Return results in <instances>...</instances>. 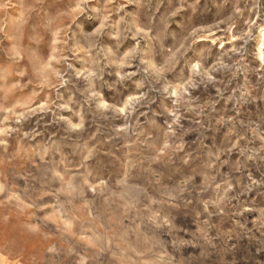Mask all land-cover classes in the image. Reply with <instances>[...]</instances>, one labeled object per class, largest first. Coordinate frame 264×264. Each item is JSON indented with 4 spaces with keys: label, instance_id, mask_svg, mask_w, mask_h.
Here are the masks:
<instances>
[{
    "label": "rangeland",
    "instance_id": "rangeland-1",
    "mask_svg": "<svg viewBox=\"0 0 264 264\" xmlns=\"http://www.w3.org/2000/svg\"><path fill=\"white\" fill-rule=\"evenodd\" d=\"M78 2L79 0H46L44 4L37 6V11H29L35 0H11L13 7L7 12L0 5V105L26 99L33 88L28 85L24 91H16L14 95L6 93L11 85H24L32 77L31 72L24 77L19 75L28 61L26 59L16 63L10 58L8 49L14 41L7 39L5 33L10 37L23 34L24 43L31 49L37 48V44L30 42L31 38L39 39L43 35L45 39L40 49L46 50L51 36L43 25L52 17L74 9ZM255 2L256 0H114L110 6H106V0H88L84 5L83 15L68 30L67 36L63 37L67 39L64 55L68 59L59 67L65 73L66 82L52 91L55 105L72 101L71 111L54 105L52 111L33 115L21 124H5V114L0 111V141L6 139L8 142L6 152L0 145V173L8 177L6 190H0V231L15 230L19 234H27L30 229H35L32 241L36 245L35 254L43 259L44 264H52L53 261L58 264H78L86 254L93 256L88 264H118L113 252L116 255L119 252L114 245L110 250L95 255L88 247V240L97 234L112 236L114 232L116 237L126 236L129 242H133L132 233L137 230V225L145 241L155 240L159 230L152 227V222L148 219L151 213L145 210L149 201L155 199L162 203L152 204V210H160L175 225V229L165 239L174 242L177 249L185 251V241L191 238L188 234L194 231L198 220L205 218L206 214H202L204 202H208L210 211L214 210L213 202L222 192L224 180L230 178L235 183L240 178L242 183L247 184L249 172L253 177L264 180V144L251 136L250 142L242 140L241 147L253 151L241 156L237 150L230 157H222V160H228L223 166L217 161L219 175L212 188L205 193L191 190L181 195L177 191V182L165 183L162 177L166 175L171 180L176 175L184 176L193 171L206 170L214 158L209 153H215L224 146L226 129L216 125L215 120H212L211 128L207 121L204 122L205 128H200L195 123H186L183 133L186 151L180 155L191 156L192 168L183 166L177 157L166 160L162 165L153 166L150 163L153 151L151 148H139L138 154L129 155L131 150L125 145L135 139L131 129L127 134H116L118 127L133 121H125L124 117L113 112L100 113L96 109L97 100H88V97L92 91H100L105 100L118 105L124 95L137 91L142 82L146 86L151 79L150 70L149 73L144 71L148 65L141 64V59L162 64L181 43L187 46L195 38L190 37L189 33L196 30V36H203L208 31H215L214 26L217 24L220 29L234 25L233 34H239L246 27L245 21L254 15L249 10ZM122 5H125L123 11H118ZM259 6L261 18L257 24L264 23V0H259ZM177 9L180 11L175 16H170ZM237 9L241 10L239 14L236 13ZM108 11L111 15L105 28L101 33L93 35L91 29ZM121 17L124 18L123 22ZM135 25L150 26L152 38L138 37L139 52L132 61L134 67L121 69L112 61L119 60L125 51L136 45V40L132 39ZM117 32L120 36L114 38ZM252 34L257 38L250 40L245 46L247 61L244 63L247 64V69L241 67L238 73V84L246 83L248 88L258 83L260 75L256 71L260 64L256 58V48L260 41L256 29H253ZM216 36L227 39V32L216 31ZM212 39L215 37L200 40L193 45V50L207 55ZM241 43L243 42H238V46ZM218 45L219 41L212 49L214 55ZM229 46L226 43L225 49ZM89 48L91 54L80 51ZM188 56L193 57V51ZM84 70L96 71L100 78L77 79V73ZM129 71L136 75L124 80L118 79L117 72ZM223 75L224 83L227 84L231 79V72ZM231 87H237V82H233ZM243 91L244 87H240L235 96L239 98ZM231 94L229 90L220 99L218 111L223 112L225 107L231 110L236 104L235 100H227V95ZM199 95L202 100L217 98L212 86L206 90L202 86ZM251 95H256V92L253 91ZM245 99H251V96L246 93ZM237 107L240 109V118L253 126L255 122L264 120V104L258 109L256 105L242 101ZM81 111L86 120L85 128L73 131L69 121L76 123L79 119L76 113ZM228 114L234 112L229 111ZM60 116L65 117V120H60ZM9 126L17 131L6 133L5 128ZM258 131L264 133V123H261ZM256 150H259L258 154ZM89 153V159L85 162L84 156ZM247 155L253 156V161L246 162ZM9 160L11 163H8ZM238 167L240 170L236 171ZM57 172L60 173L59 176L55 175ZM85 181L95 186L96 191L90 192ZM97 181L104 183L97 184ZM215 183H221V189H215ZM188 187L192 188L191 185ZM13 194H18L33 207L21 212L14 201L8 200ZM173 196L175 199L171 198ZM241 202L258 210L264 209V197L252 201L245 200L243 196L239 200L233 199L229 208L232 205L238 207ZM246 215L251 219L256 213ZM213 219L218 222L220 218ZM230 224L231 221L227 220L225 227ZM249 227L252 225L249 224ZM256 243L255 240L245 239L230 242L237 245L236 251L242 255H247L251 246ZM259 244L264 246V236H261ZM53 245L59 250V254L47 250ZM185 254L187 255V251Z\"/></svg>",
    "mask_w": 264,
    "mask_h": 264
},
{
    "label": "clouds",
    "instance_id": "clouds-1",
    "mask_svg": "<svg viewBox=\"0 0 264 264\" xmlns=\"http://www.w3.org/2000/svg\"><path fill=\"white\" fill-rule=\"evenodd\" d=\"M46 0H35V4L29 11H37V6L42 5ZM88 0H79L75 8L64 13H60L49 19L43 25L46 32L51 36L50 43L46 50H41L40 45L44 43V36L39 39L31 38L30 42L37 44L36 49H31L24 43V36L19 37L5 36L9 40H13L8 53L10 58L16 63L23 62L27 59L28 64L24 67L19 75L24 77L31 72V79L26 84L21 85L16 83L6 89L8 95H14L16 91H24L28 85H32V91L26 99L15 100L11 103L0 105V111L4 112V122H13L21 124L23 121L33 115L50 112L55 105V100L52 99V91L60 86H63L65 81V73L61 71L59 65L68 59L64 55L68 30L84 13V5ZM114 0H106V6H110ZM0 5L5 12L13 7L11 0H0ZM125 5H122L118 11H123ZM180 9L170 13V16H175ZM240 9L236 13H240ZM254 13L245 21V29L239 34H233L234 25H229L226 29H220L219 24L215 25V31H208L206 35L196 36V30L189 33L190 37H195L187 46L181 43L179 47L168 57L167 61L157 65L148 60H140L141 64H147L144 69L145 73L151 72V79L145 86L142 82L138 86V90L122 97L119 104L109 103L104 99L103 93L100 91H92L88 100L96 99V109L100 113L113 112L124 117L125 121L132 120V123H124L116 129V134H127L129 129L132 130L135 139L125 147L131 151L129 155L138 154L139 148H151L150 163L153 166L162 165L166 160L177 157L182 161L183 166L188 169L192 168L191 156L184 155L186 145L183 139V133L186 123H195L200 128H205V121L208 127H212V120H215L216 125L226 129L224 133V146L218 149L215 153H209L214 157L207 165L206 170L200 172H191L184 176L176 175L168 180L165 175L162 177L165 183L177 182L178 194H183L186 191L197 190L199 193H205L209 188L213 187V183L217 180L219 171L217 169V161L221 166L228 163L227 159L222 160V157H230L237 150L241 156H245L252 149L242 148L241 141L250 142L249 137L259 139L264 144V133L258 131L261 123L264 120L252 123L245 122L240 118V109L237 107L242 101L243 103H251L257 106L264 104V23L257 24L261 18L259 0L253 4L249 10ZM45 15H48L45 13ZM111 12L108 11L102 17L100 22L91 29L93 35H97L105 28L109 20ZM121 22L124 18L121 17ZM65 20L68 23L65 24ZM223 23V21H222ZM253 29L257 30L259 44L256 48V58L260 61L259 67L256 69L260 73L258 83L252 88L238 84V73L241 67L247 69V55L245 54V46L250 40H255ZM2 31V29H0ZM216 31L227 32V39L224 36H216ZM152 28L150 26L135 25V31L132 39L136 40V45L131 50L125 51L124 55L119 60H113L121 69L134 67L132 61L136 59L139 52V40L152 38ZM120 33L117 32L114 38H118ZM210 37H215L211 40V45L207 49V55H202L193 50V45L200 40H209ZM187 39V38H186ZM216 54H213L212 49L217 46ZM243 43L239 44L238 42ZM230 45L225 49V44ZM91 54V49H80ZM193 51V57H189L188 53ZM109 55H112L109 52ZM236 69V71H232ZM231 72V79L228 83H224V73ZM119 80H124L128 77L136 75L135 72H117ZM83 77L91 80L92 78L99 79L96 71L84 70L77 73V79ZM233 82H237V87H231ZM223 85V87H220ZM206 90L209 86L214 88L217 98L200 97L201 88ZM240 87H244L240 97L235 96V92ZM231 90V95H227L228 101H236L232 109L225 107L223 112L218 111L217 106L220 99ZM256 95L252 96V92ZM155 93V95H153ZM251 96V99H245V94ZM43 96V99L40 97ZM39 100V102H37ZM71 103L55 105L60 109L71 111ZM155 105V107H153ZM163 105V106H162ZM229 111L234 114H228ZM79 117L76 123L69 121L73 131H82L85 128L86 120L84 113L77 112ZM134 118V120H133ZM60 120H65V117L60 116ZM17 131L16 128L6 127L5 132L11 134ZM39 133H37L38 135ZM34 138V137H33ZM94 138V137H93ZM111 139V138H110ZM0 145L4 147L5 152L8 148L7 140L0 141ZM95 148V146H93ZM257 154L259 150H256ZM90 153L84 156V161L87 162ZM14 158V157H13ZM253 156L247 155V161H253ZM130 162V161H129ZM145 161H141L144 163ZM11 163V160L8 161ZM247 166V164L245 165ZM239 171L238 167L235 169ZM59 176L60 173H55ZM199 177V179H198ZM248 183H242L238 178L235 183L232 179L223 181V190L218 195V198L213 202L214 210L210 211L208 202H204L202 214H206L201 221L198 220L194 231L190 234V239L185 241L187 255L185 251L176 248L175 243L166 240L165 237L175 229L173 221L160 210H152L151 205L154 203H162L158 200H150L146 211L151 214L148 219L152 222V227L159 230L158 237L153 241H145L142 234L137 230L132 233L133 242H129L126 236L116 237L113 232L112 236H101L99 234L88 240V247L94 251L95 255L110 250L113 245L118 250L119 255L113 252V256L117 259L118 264H264V246L259 244L261 236H264V209H257L250 204L241 202L237 207L231 205L233 199L239 200L243 196L245 200L251 199L255 201L257 198L264 197V180H259L248 174ZM7 175L0 173V190L7 188ZM90 192H95L96 188L91 183L85 181ZM103 181H97V184H103ZM191 185L190 189L188 186ZM221 183H215V189H221ZM255 193V195H253ZM175 199V197H171ZM9 201H14L15 206L21 212L31 209L33 205L19 197L18 194H13L8 197ZM255 212L256 215L249 216ZM214 217L220 218L219 221H214ZM227 220L231 224L225 227ZM249 224L252 227H249ZM103 228V226H101ZM260 233V236H257ZM35 229H30L27 234H19L15 230L0 231V264H44L42 258H38L35 254L36 245L33 243ZM255 240L247 255H242L236 251L237 245L230 244L231 241ZM114 241L115 244H114ZM190 249V251H188ZM49 252H57L59 250L53 245L47 249ZM198 250V251H197ZM231 257V259H229ZM93 256L85 255L80 258L78 264H88V261ZM52 264H58L53 261Z\"/></svg>",
    "mask_w": 264,
    "mask_h": 264
}]
</instances>
